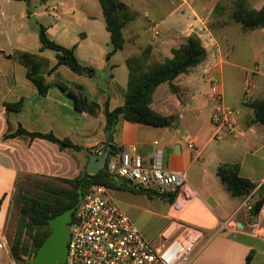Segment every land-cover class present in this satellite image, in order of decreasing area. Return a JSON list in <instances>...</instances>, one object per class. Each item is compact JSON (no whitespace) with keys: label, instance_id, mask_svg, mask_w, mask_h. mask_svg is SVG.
<instances>
[{"label":"crops","instance_id":"crops-1","mask_svg":"<svg viewBox=\"0 0 264 264\" xmlns=\"http://www.w3.org/2000/svg\"><path fill=\"white\" fill-rule=\"evenodd\" d=\"M123 1L136 16L124 27V48L109 61L111 35L99 0H53L48 8L55 18L46 27L48 35L66 47L76 45L79 60L97 70L93 76L80 75L61 65L50 78L58 76L71 87L82 85L88 97L101 106L100 112L93 115L78 111L56 86L48 94H40L27 78V69L18 70L19 63L9 56L15 49L41 53L52 64L57 58L50 56L49 49L40 50L39 31L30 35L22 25L14 24L16 14H7L0 0V244L3 245L0 264L13 260L9 214L20 180L28 176L74 178L86 170L91 154L100 158L96 151L105 153L108 148L103 109L107 102L112 109L125 103L129 82L127 59L151 47V61L163 62L203 23L211 37L206 33L196 35L207 50L206 59L172 82H163L154 92L152 107L163 114L176 115L175 124L161 127L121 118L112 136V144L118 147L136 145L147 164L161 151L167 170L185 172L188 189L194 195L187 205L193 204L199 214L187 212L183 216L185 208L177 210L169 198L151 197L129 188H111V193L135 224L136 218L144 219L143 212L162 218V225L152 236L159 240L151 241L159 242L162 232L176 220L202 227L205 238L194 250L191 264H246L249 254H252V264H264V210L255 214L243 206L247 197L254 205L264 191V126L254 121V110L245 104L244 96L247 82L254 87L253 99L261 97L256 95L257 91H264V27L254 29L261 34L259 45L253 49L255 59L263 60L262 68L251 69L234 60L227 22L219 21L221 34L211 25L216 15L214 9L221 0ZM263 5L264 1L252 7L260 9ZM19 13V19L26 18L24 8ZM4 17L11 23L5 25ZM152 20L160 23L161 35L151 31ZM149 34L155 36L138 48L135 39ZM206 66L215 67L213 77L203 75ZM250 76L257 80V86ZM214 82L222 83L226 103L238 110L240 125L246 129L244 136L225 134L223 139L213 140L211 117L215 109L213 93L217 89ZM19 100L24 103L20 111L6 108V103ZM20 125L30 131H52L61 138H69L81 149H61L57 143L44 138L14 135ZM191 142L194 148L189 147ZM222 163H238L241 175L257 184L255 190L245 197L232 196L217 175ZM179 235L180 231L173 233L174 237Z\"/></svg>","mask_w":264,"mask_h":264},{"label":"trees","instance_id":"trees-1","mask_svg":"<svg viewBox=\"0 0 264 264\" xmlns=\"http://www.w3.org/2000/svg\"><path fill=\"white\" fill-rule=\"evenodd\" d=\"M29 2L30 0H22ZM106 18L107 29L110 32L111 50L107 54V60L125 46L124 27L132 21L136 13L123 0H99ZM222 6L217 4L216 9ZM217 12H215L216 14ZM229 18L243 26L244 30H254L264 27V5L256 9L248 3V0H233ZM39 39L41 51L46 49L56 52L57 61L52 64L50 59L41 53L15 49L9 55L27 69V78L34 83L42 95L48 94L51 87L56 86L65 93L73 102L78 111L98 114L101 106L97 101L90 99L82 85L75 84L71 87L62 78H50L61 65L68 66L73 72L80 75L93 76L97 70L83 64L76 54L77 46L66 47L53 40L47 33V28L40 25ZM151 47H146L139 55L127 59L129 68V82L125 93V103L111 108L107 102L103 109L106 119V131L108 134V147L111 146V155L123 149L112 144V136L121 118L152 126L167 127L175 124L176 115H167L152 107L154 92L163 82H172L180 74L188 72L191 68L201 64L207 57V50L201 39L196 34L185 38L184 42L172 50L173 56L163 62L151 61ZM172 89L175 86L172 84ZM246 105L254 110V121L264 126V97H256L246 102ZM8 110L20 111L23 100L8 102L5 104ZM26 134L32 138H44L57 143L61 149H81V146L73 143L69 138H61L54 132L30 131L19 126L14 135ZM217 175L232 196L245 197L250 195L257 184L240 173L238 163H222L217 168ZM62 184L52 181H35L36 192L30 194L24 187H20L15 204L19 205V218L16 231L11 243L12 258L18 264H28L29 260L37 252L45 238L51 233L50 218L62 213L66 209L75 206L78 202L79 189L86 192L94 184H105L110 188H129L133 191L145 192L149 196H162L174 202L175 196L160 195L155 190H140L132 187L126 181L116 179L108 174L106 167L97 174H89L82 171L74 178H61ZM1 205V203H0ZM264 205V191L260 199L254 204L253 212L258 214ZM74 218V215H73ZM29 258L26 259L25 256ZM252 254L246 259V264L251 263Z\"/></svg>","mask_w":264,"mask_h":264},{"label":"built area","instance_id":"built-area-1","mask_svg":"<svg viewBox=\"0 0 264 264\" xmlns=\"http://www.w3.org/2000/svg\"><path fill=\"white\" fill-rule=\"evenodd\" d=\"M160 28V23L150 22V29L155 35H161ZM194 32L198 36L206 33L211 37L204 23ZM214 68L204 67L203 75L213 77ZM214 83L217 89L213 93L215 109L211 117L213 140L223 139L225 134L244 136L246 129L240 125L238 110L226 103L222 83ZM244 96L247 102L253 100L254 87L251 82H247ZM189 147L194 148V143H189ZM96 153L102 156L104 151L97 150ZM105 167L109 175L126 181L136 189L174 195L177 210L184 209L194 197L188 189L186 173L167 170L161 151H157L147 164L138 147L131 145L115 155L110 154ZM243 206L253 211L254 205L249 197L244 200ZM263 210L264 207L261 208ZM68 227L70 239L64 264H191L194 250L205 238L202 227L176 220L162 232L159 242L147 239L105 184H94L84 192ZM175 231H180V235L174 237Z\"/></svg>","mask_w":264,"mask_h":264},{"label":"rangeland","instance_id":"rangeland-1","mask_svg":"<svg viewBox=\"0 0 264 264\" xmlns=\"http://www.w3.org/2000/svg\"><path fill=\"white\" fill-rule=\"evenodd\" d=\"M263 1L264 0H249L248 3L250 4V6L255 7L257 5H260ZM1 2L7 14H10L11 12L16 14L17 18L14 21V24L16 23L18 25H22L24 27V30L30 35H35L39 31L41 24L47 27L55 21L54 16L48 12L49 6H52V4L54 3L53 0H30L29 2L22 0H1ZM218 4H220L222 7L218 10L216 9V11L214 10V12L217 13L215 15V18L211 20V25L217 33L221 34L223 30L222 26H220L219 21L227 22V25L229 26L228 29L231 30L230 43H232L233 49L235 50L233 57L234 60L247 68L255 69L258 66H261L262 68L263 60L255 59L256 53L253 52L254 47L259 45V35L261 34V32L259 30H244L241 24L232 22V20L229 18L228 10L232 7L233 0H221ZM22 8H24L27 12V16L25 19H19V12ZM31 12H35V14ZM3 21L5 25L11 23L10 19L6 21V17H4ZM153 34H149V36L147 37L142 36L140 38H136L135 41L138 48L141 46H145L147 42L149 43L151 41L150 38L155 36ZM47 51L49 52L50 56L56 60V52L54 50ZM18 67V70L20 71L25 70L24 66L18 64ZM66 68L69 69L68 67ZM249 78L254 83V85L257 86V80L252 76H250ZM256 95L264 97V91H257ZM38 180L52 181L59 184L63 183L60 177L28 176L23 177L20 180L18 189H20V187H24L28 193L34 194L37 189L35 181ZM19 212V205L14 204L9 214L8 226L9 232L11 234V236L9 237L11 243L15 235ZM187 212H194L199 214V210L193 204L186 205L184 212L181 215L185 216L184 213ZM143 215L144 219L136 218L135 222L137 226L140 228L141 232H143L145 237L150 240L158 241L159 239H154L156 236L154 238H152V236L156 234V229H158L162 225V218L160 216H156L154 213L149 212H143ZM143 215H141V217ZM25 258L28 259L29 256L26 255ZM5 264L18 263L13 259L10 263L6 262Z\"/></svg>","mask_w":264,"mask_h":264},{"label":"water","instance_id":"water-1","mask_svg":"<svg viewBox=\"0 0 264 264\" xmlns=\"http://www.w3.org/2000/svg\"><path fill=\"white\" fill-rule=\"evenodd\" d=\"M111 154V146L99 158L91 154L90 161L86 168L89 174L95 175L105 168L107 159ZM83 189H79L78 202L62 213L50 218L49 222L52 228L51 233L45 238L37 252L29 260L28 264H64L68 255V243L70 239L69 224L72 222L76 208L83 199ZM238 225H241L237 223Z\"/></svg>","mask_w":264,"mask_h":264}]
</instances>
